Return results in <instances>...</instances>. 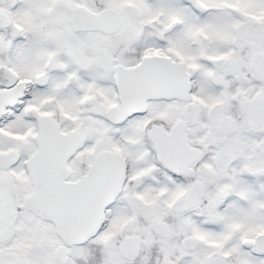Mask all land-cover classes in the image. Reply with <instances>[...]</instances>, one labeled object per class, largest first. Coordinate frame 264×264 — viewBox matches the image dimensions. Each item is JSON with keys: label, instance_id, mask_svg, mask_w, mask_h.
Returning <instances> with one entry per match:
<instances>
[{"label": "snow or ice", "instance_id": "1", "mask_svg": "<svg viewBox=\"0 0 264 264\" xmlns=\"http://www.w3.org/2000/svg\"><path fill=\"white\" fill-rule=\"evenodd\" d=\"M0 264H264V0H0Z\"/></svg>", "mask_w": 264, "mask_h": 264}]
</instances>
